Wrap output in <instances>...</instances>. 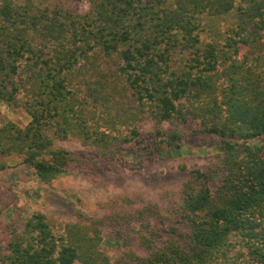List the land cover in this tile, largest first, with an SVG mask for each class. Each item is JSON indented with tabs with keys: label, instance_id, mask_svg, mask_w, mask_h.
<instances>
[{
	"label": "trees",
	"instance_id": "trees-1",
	"mask_svg": "<svg viewBox=\"0 0 264 264\" xmlns=\"http://www.w3.org/2000/svg\"><path fill=\"white\" fill-rule=\"evenodd\" d=\"M88 2L0 0V105L31 116L0 120V171L13 155L46 184L143 170L175 158L191 121L219 151L205 169L180 163L169 211L125 194L101 217L3 221L14 201L0 189V264H264V0ZM69 138L85 149L55 145ZM132 235L113 261L106 240Z\"/></svg>",
	"mask_w": 264,
	"mask_h": 264
},
{
	"label": "rangeland",
	"instance_id": "rangeland-1",
	"mask_svg": "<svg viewBox=\"0 0 264 264\" xmlns=\"http://www.w3.org/2000/svg\"><path fill=\"white\" fill-rule=\"evenodd\" d=\"M16 1L23 3L26 0ZM35 3L52 7L62 5L81 12L89 9L88 0H35ZM0 109L2 122L11 120L25 127L31 120V116L23 107L13 108L3 103ZM198 126L195 121L182 126L186 138L182 148L175 153V158L155 161L143 170L114 172L95 169L89 176L82 170L72 168L50 184H46L40 182L31 169L20 164L21 159L17 155L9 156L5 159L9 166L0 171V189L9 191L14 202L3 211L1 218L3 221L12 218L24 220L36 210L46 212L50 219L57 223L76 220L78 211L101 217L105 213L101 204L113 196L125 194L140 195L169 211L179 201L186 179L185 173L180 169V163H186L190 168L205 169L211 157L219 151L218 137L194 133ZM250 143L262 145L260 141ZM55 145L64 146L71 151L85 149L76 138L57 140ZM127 158L130 159V156ZM129 243L119 245L116 237L106 240L105 244L113 261L130 246L137 248L134 235L130 237ZM141 252L145 253L146 250H140Z\"/></svg>",
	"mask_w": 264,
	"mask_h": 264
}]
</instances>
